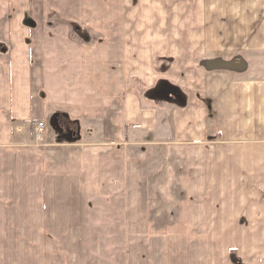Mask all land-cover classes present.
<instances>
[{
    "label": "crops",
    "instance_id": "crops-1",
    "mask_svg": "<svg viewBox=\"0 0 264 264\" xmlns=\"http://www.w3.org/2000/svg\"><path fill=\"white\" fill-rule=\"evenodd\" d=\"M257 1H222L224 18L238 31L216 34L208 23L199 34L201 22L192 16L190 46L185 47L168 44L162 31L125 28L134 17L119 13L120 7L129 8L127 0H0V231L45 232L53 242L60 238L48 233L63 231L64 247L70 240L76 251L79 231L88 228L83 216L103 212L87 202L98 194L74 184L85 185L88 168L101 166L114 145L125 146L121 156L114 155L121 161L114 163L129 168L134 126L152 135L148 145L172 151L175 172L170 176L181 188L174 198L214 199L227 191L234 193L230 198H242V167L264 173V31L252 30L260 20L243 24L241 9L242 2L262 5ZM135 71H142L149 90L166 88L163 96L142 101L130 86ZM170 87L182 100L166 94ZM34 120L46 124L41 140L28 127ZM78 134L94 139H81L85 146L73 148L80 140L71 137ZM252 148L259 153L242 159V150ZM110 182L122 191L116 198L127 199L126 208L117 205L111 213L133 212L135 189L129 184L134 178L127 174ZM161 208L154 206L156 213ZM141 239L136 242L142 244L140 264H215L220 257L213 240H207L206 250L189 253L172 237L152 244L144 235ZM239 243L243 264H264L261 242ZM0 263L6 264L5 256ZM111 264H118L113 256Z\"/></svg>",
    "mask_w": 264,
    "mask_h": 264
},
{
    "label": "rangeland",
    "instance_id": "rangeland-1",
    "mask_svg": "<svg viewBox=\"0 0 264 264\" xmlns=\"http://www.w3.org/2000/svg\"><path fill=\"white\" fill-rule=\"evenodd\" d=\"M127 1H130L129 8L120 7L119 13L132 14L134 17L133 23H124L125 28L130 26L131 29L134 26L136 32L162 31L166 34L168 44L172 46H190L192 16L201 22L198 26L199 34L202 30H207L208 23L211 30L214 26L216 34L221 30L223 32L225 30L227 32L238 31L239 26L236 23L224 18L227 8L223 7V0H215V6L213 0H210L211 7H207L208 0ZM258 2L262 5L250 7L242 2V20L246 26L260 20L252 30L256 28L264 31V0H258ZM13 11L15 13V9L8 13H13ZM43 11V8L38 9L39 14ZM30 13L31 10L26 15ZM49 14L53 16L57 13L50 11ZM197 15L198 17H196ZM181 17L182 22L177 21V18ZM235 17H238V12ZM194 30L197 31V27ZM85 36L90 39V33ZM135 41L139 42V40ZM137 50L140 52L139 49ZM134 76H136L134 83L130 86L142 101L148 102L152 96H163L160 93L164 92L166 88L158 85L156 89L149 90L141 79L142 71H135ZM37 121H32L28 126L32 133H34ZM91 129L93 131V128ZM71 138L80 140L77 145L72 146L73 148L74 146L83 148L85 145L81 139L93 140L94 136L78 134ZM129 138L134 139L133 158L128 161L130 169L127 168L125 162L114 163V161H121L114 155L121 156L120 152L125 148L124 145H119V149L123 148L118 150L114 145L113 149L104 153L101 166L88 168L85 185L74 184L80 190L86 189L92 194H98L97 196L100 197L89 199L87 202L89 206L101 208L103 212L102 214L83 216L86 217L88 228L79 231L82 235L79 238L80 245L76 246L77 250L73 251L72 246L69 245L70 240L66 241L64 247L61 237L63 231L48 233V237L54 238L55 234L62 240L55 239L54 242L47 240L45 232L0 231V257L5 256L6 264H51V260H53L52 264H68L73 258L77 259V264H111V256L118 260V264L127 262L140 264L139 255L143 253L142 244L136 242L141 239L142 235L150 238L151 244L155 239L163 240L172 237L177 239L189 253L192 249L206 250L207 240H213L215 246L212 249L215 251V256H220L216 258L215 264H241L242 259L238 251L240 241L261 242L264 249V182H260V177H264L263 172L260 173L255 168L242 167V198H230L229 196L234 194L231 191L217 193L219 196L216 194L217 197L215 196L214 199L174 198L177 190L181 188L179 183L173 182L174 177L170 176L175 172V157L171 153L172 151L148 145L149 139L153 138L152 135L145 133L138 126H134V129L130 130ZM256 152L258 151L254 148L243 149L242 159L249 160ZM170 168L173 170L168 171ZM127 174L135 180L134 184H129V187L133 186L135 189L133 207L135 209L129 213H111L117 205L120 208H126L127 199L126 195L116 198V195L122 191L116 192L120 189L119 185L116 186L110 181ZM99 178L102 180L101 183H99ZM228 186L229 184H227ZM159 187L167 188L169 191L165 194L160 191ZM159 194L167 196L160 199ZM140 195L141 197H139ZM157 205L162 206L159 213L154 210V206ZM207 208L209 212L206 213ZM92 232L96 236L91 238L90 233ZM32 236H35L33 241L40 240L39 245L34 243L32 246ZM32 248H34L33 252ZM240 248L242 247L240 246ZM56 251H59V256ZM46 252L51 254L46 256ZM100 256L103 258L102 261L93 259ZM45 258H48V262L43 261ZM88 258L93 260L89 263L87 262ZM261 261L264 263V258H261Z\"/></svg>",
    "mask_w": 264,
    "mask_h": 264
},
{
    "label": "built area",
    "instance_id": "built-area-1",
    "mask_svg": "<svg viewBox=\"0 0 264 264\" xmlns=\"http://www.w3.org/2000/svg\"><path fill=\"white\" fill-rule=\"evenodd\" d=\"M45 129H46V124L44 121H38L36 122L35 126H34V135L36 136V138L38 140L42 139V136L45 133Z\"/></svg>",
    "mask_w": 264,
    "mask_h": 264
},
{
    "label": "water",
    "instance_id": "water-1",
    "mask_svg": "<svg viewBox=\"0 0 264 264\" xmlns=\"http://www.w3.org/2000/svg\"><path fill=\"white\" fill-rule=\"evenodd\" d=\"M166 94H173L177 99L182 100V96L177 88H168Z\"/></svg>",
    "mask_w": 264,
    "mask_h": 264
}]
</instances>
